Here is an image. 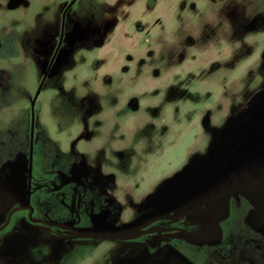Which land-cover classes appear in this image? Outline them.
<instances>
[{
    "label": "rangeland",
    "instance_id": "rangeland-1",
    "mask_svg": "<svg viewBox=\"0 0 264 264\" xmlns=\"http://www.w3.org/2000/svg\"><path fill=\"white\" fill-rule=\"evenodd\" d=\"M70 1L0 0V159L8 133L30 134ZM55 65L36 102L37 132L50 145L75 142L94 164L144 174L142 192L175 183L205 155L228 159L250 132L242 121L264 91V0H77ZM241 216L225 225L227 239L238 236L228 256L197 246L187 259L170 245L137 254L136 245L57 244L46 234L3 251L11 225L0 233V263L264 264L244 242L253 236Z\"/></svg>",
    "mask_w": 264,
    "mask_h": 264
},
{
    "label": "flooded vegetation",
    "instance_id": "flooded-vegetation-1",
    "mask_svg": "<svg viewBox=\"0 0 264 264\" xmlns=\"http://www.w3.org/2000/svg\"><path fill=\"white\" fill-rule=\"evenodd\" d=\"M55 66L54 63L52 70ZM257 105L259 111L246 115L242 121L247 132L248 128L264 130V91ZM259 122L260 126L251 128ZM37 125L35 104L33 146L31 122L29 136L18 139L11 131L3 139L10 155L0 159V217L3 218L0 233L11 225L14 230L4 242L3 251L26 246L46 234L57 244L85 239L99 244L115 243L117 250L121 243L128 248L136 245L138 251L131 253L137 254L147 251L152 255L170 245L187 259L193 256L187 248L197 246L207 247L209 255L228 256L238 236L233 233L227 239L225 225L233 222L237 226L242 215L253 236L243 238L244 242L257 258H264V228L257 230L247 223L252 208L249 200L242 194H230L225 210L226 197L218 181L233 153L228 159L224 153L220 158L205 155L181 180L175 183L164 180L158 186L156 182L142 192L144 174L132 178L123 168L107 169L94 164L92 158L77 149L75 142L50 145L37 132ZM13 145L18 146L13 148ZM118 195L124 196L119 200ZM132 224V230L120 237L77 235L78 229L101 231ZM126 261L133 262V256H128Z\"/></svg>",
    "mask_w": 264,
    "mask_h": 264
},
{
    "label": "water",
    "instance_id": "water-1",
    "mask_svg": "<svg viewBox=\"0 0 264 264\" xmlns=\"http://www.w3.org/2000/svg\"><path fill=\"white\" fill-rule=\"evenodd\" d=\"M77 0H71L62 14L61 34L58 45L51 58L48 68L38 86L31 102V147L33 146L35 131V104L55 63L56 57L63 43L66 16L68 10ZM220 190H224L225 210H228V196L230 194L244 195L250 202L252 208L247 216V223L259 230L264 228V130L255 129L250 131L235 153L229 160L224 174L218 181ZM134 224L122 227H106L105 230L78 229V236L92 237H120L132 230Z\"/></svg>",
    "mask_w": 264,
    "mask_h": 264
}]
</instances>
